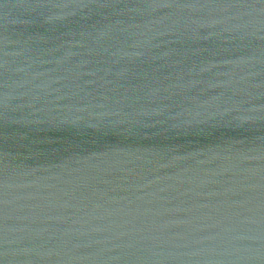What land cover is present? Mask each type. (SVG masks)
Segmentation results:
<instances>
[{
    "label": "water",
    "instance_id": "1",
    "mask_svg": "<svg viewBox=\"0 0 264 264\" xmlns=\"http://www.w3.org/2000/svg\"><path fill=\"white\" fill-rule=\"evenodd\" d=\"M0 264H264V0H0Z\"/></svg>",
    "mask_w": 264,
    "mask_h": 264
}]
</instances>
